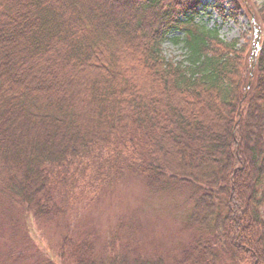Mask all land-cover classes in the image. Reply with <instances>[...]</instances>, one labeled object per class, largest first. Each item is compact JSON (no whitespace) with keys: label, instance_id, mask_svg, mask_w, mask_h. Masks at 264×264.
I'll return each mask as SVG.
<instances>
[{"label":"trees","instance_id":"16d2710c","mask_svg":"<svg viewBox=\"0 0 264 264\" xmlns=\"http://www.w3.org/2000/svg\"><path fill=\"white\" fill-rule=\"evenodd\" d=\"M208 5L0 0V193L45 220L80 198L86 167L97 184L131 171L187 191L177 256L114 241L97 256L66 234L61 264H264V0L253 53L196 21ZM166 40L183 57L166 58Z\"/></svg>","mask_w":264,"mask_h":264},{"label":"rangeland","instance_id":"374dc122","mask_svg":"<svg viewBox=\"0 0 264 264\" xmlns=\"http://www.w3.org/2000/svg\"><path fill=\"white\" fill-rule=\"evenodd\" d=\"M205 2L209 5L199 10L196 21L216 27L224 40L237 39L240 46L255 52L260 36L255 11L262 0L227 1L222 12L211 0ZM162 49L166 58L176 60L184 55L181 44L170 40ZM106 165L101 168L106 170ZM76 173L81 183L89 181L81 185L80 198H63L62 213L49 219H36L23 204L0 193V264H33L32 250L53 264H61L66 234L77 239L88 235L97 256L113 241L115 247L129 243L146 256L160 254L170 260L178 255L189 238L183 226L188 208L186 189L153 191L141 175L131 171H122L105 185L96 183L97 175L90 167ZM261 211L264 217V202Z\"/></svg>","mask_w":264,"mask_h":264}]
</instances>
